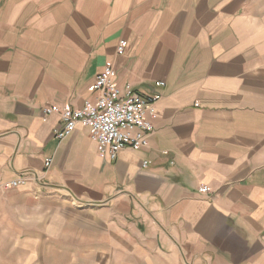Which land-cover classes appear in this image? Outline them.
Returning a JSON list of instances; mask_svg holds the SVG:
<instances>
[{
    "label": "crops",
    "instance_id": "0c3cea01",
    "mask_svg": "<svg viewBox=\"0 0 264 264\" xmlns=\"http://www.w3.org/2000/svg\"><path fill=\"white\" fill-rule=\"evenodd\" d=\"M108 63L161 96L148 146L114 161L44 112L96 102ZM13 190L61 201L79 247L16 248ZM0 264H264V0H0Z\"/></svg>",
    "mask_w": 264,
    "mask_h": 264
},
{
    "label": "built area",
    "instance_id": "2783aa9c",
    "mask_svg": "<svg viewBox=\"0 0 264 264\" xmlns=\"http://www.w3.org/2000/svg\"><path fill=\"white\" fill-rule=\"evenodd\" d=\"M124 48L125 43L121 42L118 53L123 52ZM115 74L114 65L106 64L104 73L93 86L99 94L96 102L87 101L80 109H44L47 115H60L64 123V128L56 135L57 139L64 140L75 131L78 124H84L90 128L91 138L97 142L99 152L112 161L125 149L140 150L148 146V135L154 130L152 118L161 96L144 98L136 94L131 86L121 90L114 82ZM52 162V159L47 160L48 168ZM146 166L145 163L144 167ZM29 178V174L24 172L18 179L2 185V188L23 187L29 182ZM199 191L208 195L211 190L207 186H201Z\"/></svg>",
    "mask_w": 264,
    "mask_h": 264
},
{
    "label": "rangeland",
    "instance_id": "374dc122",
    "mask_svg": "<svg viewBox=\"0 0 264 264\" xmlns=\"http://www.w3.org/2000/svg\"><path fill=\"white\" fill-rule=\"evenodd\" d=\"M11 203V222H21L22 225H18L15 229L16 233V248L19 245L22 247V243L27 238L37 239L44 236L46 233L48 239L47 246L41 248V251L46 249L47 252L53 254L57 258L59 254L72 253L79 245L75 244V240L72 237L71 220L75 218L73 212L63 208V203L58 200L43 199L42 197L30 195L23 190L11 191L10 197ZM65 220L68 225L65 228V237H58L55 227H52V223L56 220ZM47 224L48 229H45ZM30 227V229H27ZM61 231V230H59ZM28 232L30 234L28 235ZM12 236V235H11ZM13 243V240H11ZM13 247V246H12ZM55 263V261H53Z\"/></svg>",
    "mask_w": 264,
    "mask_h": 264
}]
</instances>
